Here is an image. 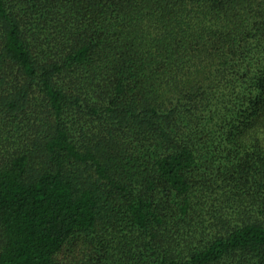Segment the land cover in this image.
I'll list each match as a JSON object with an SVG mask.
<instances>
[{
    "label": "trees",
    "instance_id": "obj_1",
    "mask_svg": "<svg viewBox=\"0 0 264 264\" xmlns=\"http://www.w3.org/2000/svg\"><path fill=\"white\" fill-rule=\"evenodd\" d=\"M0 264H264V0H0Z\"/></svg>",
    "mask_w": 264,
    "mask_h": 264
}]
</instances>
